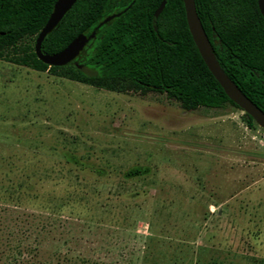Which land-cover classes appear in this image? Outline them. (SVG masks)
<instances>
[{
  "label": "rangeland",
  "instance_id": "rangeland-1",
  "mask_svg": "<svg viewBox=\"0 0 264 264\" xmlns=\"http://www.w3.org/2000/svg\"><path fill=\"white\" fill-rule=\"evenodd\" d=\"M263 136L0 58V264H264Z\"/></svg>",
  "mask_w": 264,
  "mask_h": 264
},
{
  "label": "trees",
  "instance_id": "trees-1",
  "mask_svg": "<svg viewBox=\"0 0 264 264\" xmlns=\"http://www.w3.org/2000/svg\"><path fill=\"white\" fill-rule=\"evenodd\" d=\"M54 2L0 0V58L108 91L164 92L184 110L226 104L239 108L201 58L182 0H76L44 37L42 52L55 53L80 33L96 29L95 36L72 61L49 66L37 58L34 44ZM194 4L221 68L264 112V17L257 1L194 0ZM117 12L121 13L96 27ZM57 257L63 264H74L67 252Z\"/></svg>",
  "mask_w": 264,
  "mask_h": 264
},
{
  "label": "water",
  "instance_id": "water-1",
  "mask_svg": "<svg viewBox=\"0 0 264 264\" xmlns=\"http://www.w3.org/2000/svg\"><path fill=\"white\" fill-rule=\"evenodd\" d=\"M75 1L76 0H55L51 13L36 36L34 52L39 60L49 66L64 65L72 61L80 53L88 40L95 36L96 29L92 30L88 35L80 33L61 50L52 54L42 52L41 43L44 37L56 26L59 20L71 8ZM182 1L188 30L207 68L217 80L227 97L244 113L248 114L253 119V121L264 130V112L237 87V85L221 68L213 51L212 45L197 15L194 0ZM256 1L258 9L261 15L264 17V0ZM162 7L163 5L160 4L155 10L153 14V21L156 20L157 15L160 13ZM120 13L121 12H117L107 15L102 21L98 23L96 27H99L102 23L108 22L113 17L118 16Z\"/></svg>",
  "mask_w": 264,
  "mask_h": 264
},
{
  "label": "built area",
  "instance_id": "built-area-1",
  "mask_svg": "<svg viewBox=\"0 0 264 264\" xmlns=\"http://www.w3.org/2000/svg\"><path fill=\"white\" fill-rule=\"evenodd\" d=\"M263 140H264V136H263Z\"/></svg>",
  "mask_w": 264,
  "mask_h": 264
}]
</instances>
